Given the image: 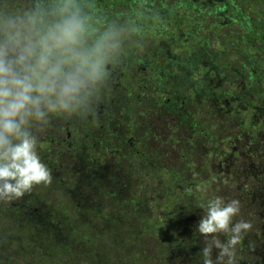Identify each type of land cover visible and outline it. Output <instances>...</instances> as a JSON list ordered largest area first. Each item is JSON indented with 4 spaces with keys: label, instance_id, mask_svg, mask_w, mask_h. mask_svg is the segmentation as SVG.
Returning <instances> with one entry per match:
<instances>
[{
    "label": "flooded vegetation",
    "instance_id": "flooded-vegetation-1",
    "mask_svg": "<svg viewBox=\"0 0 264 264\" xmlns=\"http://www.w3.org/2000/svg\"><path fill=\"white\" fill-rule=\"evenodd\" d=\"M242 3L97 0L109 19L141 8L147 16L144 33L109 66L94 112L86 119L53 118L41 134L51 136V143L42 142V150H60V141L53 144L59 137L74 153L93 148L96 172L120 169L122 159L110 153L129 156L142 168L137 197L145 203L148 188L156 199L150 185L163 177L145 180L152 169L164 168L188 182L190 191L199 185L200 202L192 192L183 198L182 189L177 191L175 212L182 217L174 219V228L179 232L214 194L239 199L249 216L259 207L264 229V39L253 32L255 23ZM231 26L244 32L238 36ZM187 130L192 142L184 161L178 156L183 146L175 139Z\"/></svg>",
    "mask_w": 264,
    "mask_h": 264
},
{
    "label": "clouds",
    "instance_id": "clouds-1",
    "mask_svg": "<svg viewBox=\"0 0 264 264\" xmlns=\"http://www.w3.org/2000/svg\"><path fill=\"white\" fill-rule=\"evenodd\" d=\"M146 19L141 8L109 19L97 0H0V202L52 184L39 135L55 117L94 112L109 66L143 35ZM199 207L201 264H239L241 243L261 229L243 218L239 199L214 194Z\"/></svg>",
    "mask_w": 264,
    "mask_h": 264
},
{
    "label": "trees",
    "instance_id": "trees-1",
    "mask_svg": "<svg viewBox=\"0 0 264 264\" xmlns=\"http://www.w3.org/2000/svg\"><path fill=\"white\" fill-rule=\"evenodd\" d=\"M243 1L255 23L253 32L264 39V0ZM50 137L39 135L38 151L51 169L52 184L37 186L20 200L0 202V250L4 244L0 264H201L203 241L195 227L204 210L180 231L187 240L174 228V219L182 217L175 212L177 191L182 189L185 198L188 182L170 176L164 168L152 169L145 180L163 177L150 185L158 193L156 199L148 188L145 203L137 197L142 168L135 167L132 158L110 153L122 159L120 169L96 172L93 148L74 153L59 137L53 144L60 141V150L43 151L41 143H51ZM175 140L183 146L178 156L189 159V130ZM173 168L174 164L169 171ZM198 186L190 188L195 202H200ZM248 218L245 211L244 219ZM251 239L250 233L241 243L238 261L244 258L242 252H248Z\"/></svg>",
    "mask_w": 264,
    "mask_h": 264
},
{
    "label": "rangeland",
    "instance_id": "rangeland-1",
    "mask_svg": "<svg viewBox=\"0 0 264 264\" xmlns=\"http://www.w3.org/2000/svg\"><path fill=\"white\" fill-rule=\"evenodd\" d=\"M231 27H232V30L235 33H237L238 36L240 34H242V32H244V29L242 27H239V26H231ZM236 45L238 47H241L243 45V43H241V44L236 43ZM238 192H239V190H238ZM237 195H238V193L236 192V197H237ZM257 209L259 212L254 211V214H252L250 216L248 214L247 215L253 221V223L261 229V233L257 234L255 231H253L251 233L252 239H251L250 244L247 246L248 252H242L244 258L241 261H239V264H264V249L262 247V243H264V240H261L264 237V229L262 228L263 219L260 216L259 207ZM244 215H245V211L242 212L243 218H244ZM253 247L255 248V250H253Z\"/></svg>",
    "mask_w": 264,
    "mask_h": 264
}]
</instances>
